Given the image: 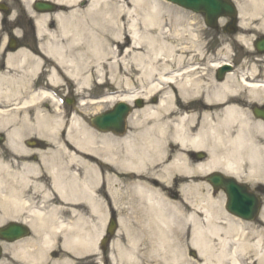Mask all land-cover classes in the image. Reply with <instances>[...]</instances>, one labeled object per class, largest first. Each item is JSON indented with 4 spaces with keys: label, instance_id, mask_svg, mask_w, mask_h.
I'll return each mask as SVG.
<instances>
[{
    "label": "bare ground",
    "instance_id": "6f19581e",
    "mask_svg": "<svg viewBox=\"0 0 264 264\" xmlns=\"http://www.w3.org/2000/svg\"><path fill=\"white\" fill-rule=\"evenodd\" d=\"M59 1L73 4L77 0ZM243 1L241 17L247 13L245 7H256L257 2ZM165 8L155 0H89L83 11L53 16L64 36L74 31L72 37L79 47L78 61H65L60 48L51 47L59 54L57 61L67 78L85 86L93 77L102 82L103 69L111 70L113 82L126 80L127 94L103 96L98 102L131 103L141 97L144 104L128 116L124 136H95L90 125L73 117L67 140L74 149L63 145L61 151L53 152L51 161L46 159L45 175L31 183L20 179L23 187L19 190L13 181L0 177V222L23 217L34 232L32 245L13 247L23 264L43 260L46 252L57 254L49 259L51 264H77L68 253L79 256L94 251L93 217L104 219L100 208L107 198L119 214L110 264H264V227L251 238L243 232L242 223L222 217L209 199L200 197L194 203L169 192L176 171L202 176L215 169L236 175L246 170L264 184V132H260L261 141H253L247 122L234 137L228 132V123L240 117L229 102L235 94L230 76L224 82L211 77L204 83L186 57L170 59L173 50L160 35L182 16L167 13ZM45 21L44 16L38 19L41 33L46 30ZM84 60L86 64L80 62ZM170 60L176 64L170 66ZM84 67L90 76L82 73ZM54 75L51 71L50 78ZM136 80L149 83L134 93L130 88ZM168 82L175 85L176 92H163L152 104L147 95ZM199 89L201 96L197 95ZM56 121L49 119L50 129ZM174 147H179L177 152ZM184 148L207 150L208 157L190 164L185 161ZM58 154L65 156V162H54ZM71 167L78 168L72 172ZM28 171L38 172L33 167ZM56 199L63 205H57ZM125 200L126 205L141 206L140 211L134 209L133 220L123 207ZM220 219L225 221L221 224ZM261 220L264 222V211ZM56 232L61 234L60 245L65 250L59 253L50 249ZM188 248L197 252L195 259L188 255Z\"/></svg>",
    "mask_w": 264,
    "mask_h": 264
},
{
    "label": "flooded vegetation",
    "instance_id": "af4514ba",
    "mask_svg": "<svg viewBox=\"0 0 264 264\" xmlns=\"http://www.w3.org/2000/svg\"><path fill=\"white\" fill-rule=\"evenodd\" d=\"M0 5L4 7L0 10V151L2 160H12L18 168L34 164L40 169L42 162L39 154L48 148L44 132L48 130L50 114V103L47 100L49 91L54 89L63 94L66 102L75 101L77 99L73 94L75 87L73 85L67 87L63 84L64 82H60V73L56 68L55 73L59 81L50 80L51 68L57 66V63L48 53L50 42L37 31L34 15L26 12L27 9L31 12V7H23L20 0H0ZM35 16L40 14L36 13ZM232 20L233 18L229 16L221 17L215 29H210L206 26L204 17L198 16L192 26H187L189 29L202 30L198 33L202 46L193 49L195 52L192 53L191 59L196 60V65L203 70L201 74H205L206 79L202 78L201 81L204 83L211 79L208 77L210 71H207L211 64L210 60L229 66V69L222 71L220 79L217 78L216 72L212 75L219 82H224L226 77L230 76L231 85L235 91L229 102L234 112L241 118L228 123V132L234 134L240 129L239 125L245 124L246 121L253 124L247 128L249 132H264V119H259L255 114L257 110V113L264 116V24L252 25L251 27L260 31L255 33L240 25L235 26ZM50 25L53 26V23ZM247 37L251 39L238 43L240 38ZM201 92L202 89H199L197 95L201 96ZM156 100L158 97L155 98V102ZM257 123L259 126H256ZM11 131L18 134L13 151L5 146L7 134ZM61 135H64V132H61ZM172 150L177 152L178 148L174 147ZM183 152L185 161L190 164L202 162L208 157V152L204 149L184 148ZM9 153L13 157H9ZM219 153L222 151L220 150ZM227 176H231L234 181H222L217 188H213L209 182H205L197 175H183L178 178L176 184L187 186L190 182L203 189L194 194L210 196L214 200L218 197L220 211L224 215H231L226 210V204L229 202L232 207V203L237 199L242 203L241 208L252 213L254 199H256L258 215L251 222L241 221L258 227L259 214L264 209V186L258 182H249L244 175L229 174ZM237 183H246L247 186L243 188ZM181 193L192 195L188 191ZM230 195H233L236 200H230ZM4 252L2 249V253ZM2 253L0 264H2Z\"/></svg>",
    "mask_w": 264,
    "mask_h": 264
},
{
    "label": "rangeland",
    "instance_id": "374dc122",
    "mask_svg": "<svg viewBox=\"0 0 264 264\" xmlns=\"http://www.w3.org/2000/svg\"><path fill=\"white\" fill-rule=\"evenodd\" d=\"M82 1H86V4L84 6H80V3ZM155 1H159L162 5L166 6V8L164 9L167 13H173L174 11L176 12V14L182 16L183 18L180 19V21L174 23V25L171 27V31H170V35L169 33L166 31V29L164 28L162 30V34L160 35V37L163 38V40H167V42L169 43L168 45L172 48V50L174 49V54L175 55H183L184 52H182V49H179L180 47L184 46V44L188 45L191 47V44L190 42H192V39L190 38L191 37V32H192V29H189L187 26H191V22L190 20H192L191 18H195L196 17V14L191 12V11H188V10H185V9H182L176 5H173V4H170L164 0H155ZM234 2L239 5V2L237 0H234ZM242 4H244L245 2L243 0L240 1ZM23 3V2H22ZM25 4V3H23ZM87 7V0H79V1H76L73 5H68L66 7V9H69V10H80V11H83L85 10ZM168 7V8H167ZM169 8L171 9V11H169ZM245 10L247 11L246 15H250V16H264V0H257L256 2V7L254 6H247L245 7ZM245 22L242 23V25L244 27L246 26H252V25H259V24H263V21H264V18H245L244 20ZM180 27V28H179ZM181 27H183L181 29ZM51 31H55V37L53 39H56L58 40V42H61V44L64 45V48H65V54L68 58H71V59H77L78 61V55H77V52H78V45L75 44L74 40H73V30H72V34H68V36H64L63 33H62V29L59 28L58 26L55 27V28H51L50 29ZM177 31V32H176ZM250 37H248L247 39H249ZM53 39L51 41H53ZM241 38L238 40V43L241 42ZM227 41V40H226ZM112 47L117 51L118 49L116 48L115 44L112 45ZM136 52H142L143 49H137L135 48L134 49ZM173 52V51H172ZM191 52V51H190ZM172 57V56H171ZM81 63L83 64H86V61H80ZM171 63V62H170ZM104 72V75H103V78L102 80H104V83L103 85H99L97 87V92L99 93V95L107 90H116V91H120V93H125V95L127 94L125 91L127 90L126 88V80L124 79L123 81H120L119 83H115L112 81L111 77H112V71L111 70H105L103 69L102 73ZM82 73L84 75H89L90 76V70L87 68L84 67ZM122 78H124V76H122ZM92 80V83L96 84L97 83L95 82V79L94 77L93 78H90ZM91 85L89 84V86L87 87H82L81 90H82V93H81V98L82 99H85V94L86 93H91L90 90H88L89 88H92V89H95V85L92 84ZM148 81H144V82H138L137 80L133 82V84L131 85V88L130 90L131 91H134V93L141 91L142 87L143 86H147L148 85ZM67 84H70V81L67 80ZM80 94V93H79ZM78 94V95H79ZM133 94V93H132ZM88 99H91V97L88 96L87 100ZM85 104L83 105H76L75 106V110H76V115H77V118H79L81 120V122L83 121V123L85 124H88L90 125L89 123V117L92 116L95 112H99V111H103L107 108H110L111 105L115 102H98L97 104H92V103H89V102H86V100L84 101ZM53 102H52V106H53ZM53 108H55L53 106ZM129 128V127H127ZM254 138L258 141H261L262 140V137L261 135L259 134H255L254 135ZM13 169H15L14 167H12ZM14 172L11 171L10 174L12 175ZM0 175H3V176H6V182H11L13 181V183L16 184V188L19 190L23 187L22 183L20 182V180H16V179H12V177H8L7 178V174L3 171L0 172ZM10 175V176H11ZM28 183H31L28 181ZM170 183L172 184V190H170L169 192H173V191H176V193H178V191L181 190V186L179 185H176L175 184V181H173V175L172 177L170 178ZM6 190V189H5ZM35 190V189H34ZM188 190H193V189H188ZM124 191V189H123ZM39 192V191H38ZM36 191V194L38 193ZM126 193V190L124 191ZM178 197H181V198H184L186 196H183V195H178ZM189 199H191L194 203L195 201H198L199 198L197 197H187ZM136 202H139L136 201ZM55 203L57 205H63L61 203L60 200L56 199ZM127 201L125 200V205H123V207L126 208V213L128 214V216H130V220H133V217H134V209L136 208L135 205L133 204H130L129 206L126 205ZM60 205V206H61ZM105 209H107V207L105 206ZM135 210H138L140 211L141 210V206L137 207ZM108 211V210H107ZM107 211L105 212L106 215L104 217V219H99V218H96V217H93V222L95 223V227L93 228V233H94V240H93V247L96 248V254L93 253V251H90V252H85L81 255H79L78 257H72L71 254H67V256H70L72 259H74L77 264H110V262L112 261V257L115 256V252L112 251V248H111V242L114 241L117 237L116 235V232H118L119 230V223H118V218H119V214H118V209H111L110 208V213L111 214H107ZM108 211V212H109ZM113 216L115 217L116 219V230L114 231V234L112 235V238L110 240V242L108 243V246L106 247V250H101L98 245H97V242L100 238H102V236L104 235L105 231H106V228H107V224H108V219L109 217ZM87 216V215H86ZM14 217H11V218H6L4 219L2 222H0V226H3L5 225L6 223L10 222L13 220ZM18 219H21L22 217H17ZM86 218V217H85ZM87 219V218H86ZM88 220H91V218L89 217ZM89 222L86 223V225H88ZM56 237L57 238H61L59 237L60 234L59 233H55ZM255 237L252 233L249 234V237ZM251 237V238H252ZM96 243V246L95 244ZM61 247V245H60ZM52 249H56L58 248V246H55V244H52L51 246ZM62 249V248H61ZM63 251V250H62ZM192 252H194L195 255L192 254ZM196 254L197 252L193 249V248H188V255L192 258H196ZM7 256V255H5ZM53 259L56 258V255H53L52 256ZM44 263H47V261H45ZM51 264V263H50Z\"/></svg>",
    "mask_w": 264,
    "mask_h": 264
},
{
    "label": "water",
    "instance_id": "95a60500",
    "mask_svg": "<svg viewBox=\"0 0 264 264\" xmlns=\"http://www.w3.org/2000/svg\"><path fill=\"white\" fill-rule=\"evenodd\" d=\"M195 12H204L207 16L215 18L222 14H235L232 4L228 0H168ZM35 7L42 10H51L53 5L46 2H36ZM213 19L210 23L213 24ZM129 107L123 103H117L114 108L108 112L100 114L92 119V123L96 124L100 129H114L122 131L123 119L127 114ZM211 181L218 182L219 175L212 174ZM239 215V214H238ZM243 215V214H241ZM246 217V216H244ZM114 221L111 220L109 231L114 227ZM26 233V228L17 223H10L6 227L0 228V236L8 240L16 239Z\"/></svg>",
    "mask_w": 264,
    "mask_h": 264
}]
</instances>
